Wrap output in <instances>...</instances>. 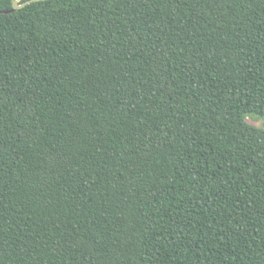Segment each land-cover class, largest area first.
<instances>
[{"label":"trees","instance_id":"trees-1","mask_svg":"<svg viewBox=\"0 0 264 264\" xmlns=\"http://www.w3.org/2000/svg\"><path fill=\"white\" fill-rule=\"evenodd\" d=\"M12 9L0 264H264V0Z\"/></svg>","mask_w":264,"mask_h":264},{"label":"rangeland","instance_id":"rangeland-1","mask_svg":"<svg viewBox=\"0 0 264 264\" xmlns=\"http://www.w3.org/2000/svg\"><path fill=\"white\" fill-rule=\"evenodd\" d=\"M249 123L256 125V126H263L264 125V117L257 116L255 114L249 115L247 117Z\"/></svg>","mask_w":264,"mask_h":264},{"label":"water","instance_id":"water-1","mask_svg":"<svg viewBox=\"0 0 264 264\" xmlns=\"http://www.w3.org/2000/svg\"><path fill=\"white\" fill-rule=\"evenodd\" d=\"M19 1H20V0H13V9L21 8V7L25 6V5L28 4V3H31V2H33V1H39V0H26V1L23 2V3H19ZM13 9H12V10H13ZM12 10H10V11H12ZM6 12H9V11H6Z\"/></svg>","mask_w":264,"mask_h":264}]
</instances>
